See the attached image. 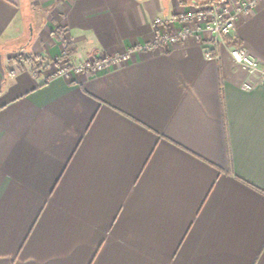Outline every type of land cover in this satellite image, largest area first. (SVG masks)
Segmentation results:
<instances>
[{
	"label": "crops",
	"instance_id": "crops-1",
	"mask_svg": "<svg viewBox=\"0 0 264 264\" xmlns=\"http://www.w3.org/2000/svg\"><path fill=\"white\" fill-rule=\"evenodd\" d=\"M203 1L0 0V264H264V83L209 33L148 49ZM230 39L264 65V0Z\"/></svg>",
	"mask_w": 264,
	"mask_h": 264
},
{
	"label": "built area",
	"instance_id": "built-area-1",
	"mask_svg": "<svg viewBox=\"0 0 264 264\" xmlns=\"http://www.w3.org/2000/svg\"><path fill=\"white\" fill-rule=\"evenodd\" d=\"M257 1L259 0H204L189 6L176 21L166 22L157 18L153 23L155 40L148 49L153 50L165 44L185 43L195 36L204 40L206 33L216 40L225 42V39L231 38L234 32L237 17L249 13ZM135 52L104 56L90 62L70 65L69 68L58 67L52 77L73 79L90 74L97 75L127 63ZM230 55L238 66L252 75L259 76L260 81L264 83V65L253 58L242 45L232 47Z\"/></svg>",
	"mask_w": 264,
	"mask_h": 264
},
{
	"label": "rangeland",
	"instance_id": "rangeland-1",
	"mask_svg": "<svg viewBox=\"0 0 264 264\" xmlns=\"http://www.w3.org/2000/svg\"><path fill=\"white\" fill-rule=\"evenodd\" d=\"M192 5H194V4H192ZM191 5V6H192ZM229 38H226L225 39V43L227 42V40H228ZM227 44V43H226ZM69 52H71L70 50H67L66 52H65V55L63 56H61L60 57V61L58 62V64L60 63V65L58 66V67H64V66H67L68 68L70 67V65H77L75 62H74V60H73V57L70 55L71 53H69ZM19 58H21L22 59V61H24V62H30V63H33V64H35V66H34V70H33V73L35 74V75H37V74H39V73H43V72H45V71H47L48 72V67L50 66V63H48L47 61H46V59L43 57V56H32V55H20L19 56ZM87 61H93V60H87ZM82 62H84V61H82ZM81 63V62H80ZM54 73V72H53ZM53 73H51L50 75H51V77L53 76L52 74Z\"/></svg>",
	"mask_w": 264,
	"mask_h": 264
},
{
	"label": "trees",
	"instance_id": "trees-1",
	"mask_svg": "<svg viewBox=\"0 0 264 264\" xmlns=\"http://www.w3.org/2000/svg\"><path fill=\"white\" fill-rule=\"evenodd\" d=\"M227 45L231 46V47H237V46H240V42L236 41V40H232V39H228L227 40Z\"/></svg>",
	"mask_w": 264,
	"mask_h": 264
}]
</instances>
